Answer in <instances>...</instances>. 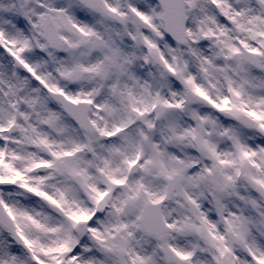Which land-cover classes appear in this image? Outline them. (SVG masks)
Wrapping results in <instances>:
<instances>
[{"label":"snow or ice","instance_id":"snow-or-ice-1","mask_svg":"<svg viewBox=\"0 0 264 264\" xmlns=\"http://www.w3.org/2000/svg\"><path fill=\"white\" fill-rule=\"evenodd\" d=\"M0 264H264V0H0Z\"/></svg>","mask_w":264,"mask_h":264}]
</instances>
